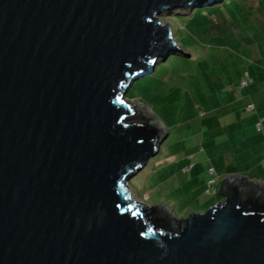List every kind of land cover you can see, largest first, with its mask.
Returning <instances> with one entry per match:
<instances>
[{"label":"water","instance_id":"water-1","mask_svg":"<svg viewBox=\"0 0 264 264\" xmlns=\"http://www.w3.org/2000/svg\"><path fill=\"white\" fill-rule=\"evenodd\" d=\"M215 1L0 0V264H264V182L184 219L129 185L167 132L126 95L189 57L160 17Z\"/></svg>","mask_w":264,"mask_h":264},{"label":"rangeland","instance_id":"rangeland-1","mask_svg":"<svg viewBox=\"0 0 264 264\" xmlns=\"http://www.w3.org/2000/svg\"><path fill=\"white\" fill-rule=\"evenodd\" d=\"M160 21L189 57L167 56L126 95L167 132L158 154L129 185L139 202L184 219L222 201L220 181L208 187L210 168L225 174L247 166L241 158L255 136L244 130L264 118V0L192 4ZM244 80L250 82L241 85ZM258 177L247 178L264 182Z\"/></svg>","mask_w":264,"mask_h":264},{"label":"crops","instance_id":"crops-1","mask_svg":"<svg viewBox=\"0 0 264 264\" xmlns=\"http://www.w3.org/2000/svg\"><path fill=\"white\" fill-rule=\"evenodd\" d=\"M262 29H264V26L261 27V30ZM257 119H253V123L249 124L250 127L246 126V130H244V133L247 134L249 131L251 134L255 136V140L251 141L250 144L247 145L246 151L244 152L243 157L241 158V161L243 163L247 162V166L240 165V169L232 170V171H229L230 169L226 168L225 174L223 173L218 174L217 172H215L213 168H210L214 170L220 182L223 179L227 178L228 176H242L246 178L248 181H252L250 180L252 178L260 180L258 179L259 178L258 176H260L263 178L261 180H264V118L261 117L260 125L263 126L261 132H257L258 130L255 129L256 125L258 124ZM260 172L261 175H259ZM246 176L249 177L250 179H248ZM219 184H218V188H219Z\"/></svg>","mask_w":264,"mask_h":264},{"label":"built area","instance_id":"built-area-1","mask_svg":"<svg viewBox=\"0 0 264 264\" xmlns=\"http://www.w3.org/2000/svg\"><path fill=\"white\" fill-rule=\"evenodd\" d=\"M249 82H250L249 80H244V81H242L241 85H246ZM256 128H257V130H260V123H258L256 125ZM208 174L213 177V179L208 182V187H211L217 182V177H216V175H215V173H214V171L212 169H210L208 171Z\"/></svg>","mask_w":264,"mask_h":264},{"label":"trees","instance_id":"trees-1","mask_svg":"<svg viewBox=\"0 0 264 264\" xmlns=\"http://www.w3.org/2000/svg\"><path fill=\"white\" fill-rule=\"evenodd\" d=\"M226 1H229V0H225V2H226ZM174 13H177V12H174ZM173 55H174V54H173ZM178 55H179V54L175 53V56H176V57H178ZM169 61H170V59H169L166 63H168ZM138 117L144 119V117H143L141 114H139ZM159 150H160V149H159ZM209 170H210V169H209ZM212 170H213V169H212ZM213 171H214V170H213ZM214 173H215V172H214ZM215 175H216V174H215ZM216 177H217V176H216ZM217 180H218V178H217ZM224 180H225V179H223V180L220 182V184H221ZM251 183H252V181H247L248 186H250ZM220 184H219V185H220Z\"/></svg>","mask_w":264,"mask_h":264},{"label":"bare ground","instance_id":"bare-ground-1","mask_svg":"<svg viewBox=\"0 0 264 264\" xmlns=\"http://www.w3.org/2000/svg\"><path fill=\"white\" fill-rule=\"evenodd\" d=\"M132 191V190H131ZM133 195V194H132Z\"/></svg>","mask_w":264,"mask_h":264}]
</instances>
